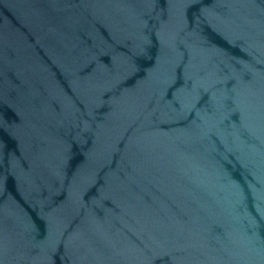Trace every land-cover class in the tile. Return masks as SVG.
Here are the masks:
<instances>
[{"label": "water", "instance_id": "obj_1", "mask_svg": "<svg viewBox=\"0 0 264 264\" xmlns=\"http://www.w3.org/2000/svg\"><path fill=\"white\" fill-rule=\"evenodd\" d=\"M0 264H264V0H0Z\"/></svg>", "mask_w": 264, "mask_h": 264}]
</instances>
